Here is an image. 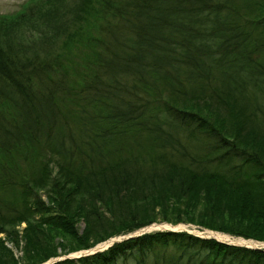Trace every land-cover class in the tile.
I'll return each instance as SVG.
<instances>
[{
	"label": "trees",
	"instance_id": "16d2710c",
	"mask_svg": "<svg viewBox=\"0 0 264 264\" xmlns=\"http://www.w3.org/2000/svg\"><path fill=\"white\" fill-rule=\"evenodd\" d=\"M55 1L56 53L0 45V233L23 239L18 260L0 238V264L161 220L264 240V0H32L0 16V39ZM50 264H264V250L153 230Z\"/></svg>",
	"mask_w": 264,
	"mask_h": 264
},
{
	"label": "rangeland",
	"instance_id": "374dc122",
	"mask_svg": "<svg viewBox=\"0 0 264 264\" xmlns=\"http://www.w3.org/2000/svg\"><path fill=\"white\" fill-rule=\"evenodd\" d=\"M31 1L32 0H0V16H12L16 13H20V11L24 8L25 4ZM55 7H57V1H55L51 5L50 11L45 10L43 14H41L40 16L38 15L35 16V14L32 15L33 18L29 19L24 24H22L20 29H10L7 36L0 39V43H1L0 45L3 47L8 46L10 51H14L16 54L21 55V56L29 55L32 53H38L41 56H45V54H49V53H56L57 48L61 46L60 41L63 38V33H57V9H55ZM38 17L42 19H38ZM47 19H50V20H47ZM64 26L65 27L67 26L66 23H64ZM64 26L61 24L58 30L62 32V29ZM59 37L61 39H59ZM71 46L72 48L69 51L68 62L71 63L74 67L73 66L71 67L70 74H68V77L71 76V78H76L77 74L75 71L77 68L79 70L81 68L80 67L81 54L77 55L76 50H75L77 48L74 47V45H71ZM41 194H42V198L45 200L46 196L44 195V192H41ZM167 223L172 224L168 221L161 220V221L149 223L143 227H140L136 229L135 232L133 231V233L139 234V233L153 231V230H171L170 228H165L161 226V224H167ZM78 224L81 227L83 226L81 222H79ZM24 225H25V222H20L16 226V228L18 229L19 235L21 234ZM206 229L207 228H203L194 223L178 222L176 230H188L199 236L214 237L210 229H207V230ZM212 231H216V230H212ZM216 232L222 234L221 240L223 241L224 239H226L224 240L225 242L231 243L233 240V242L236 243L239 239H242L243 241H246L244 242V244H248L250 246H253V245L259 246L261 244L264 245V243L257 242V241L264 242V240H258L254 238L244 239L242 238V236H236V235H232V234L222 232V231H216ZM117 236H122V235H115V236H112L111 238H116ZM0 238L3 239V243L12 250L13 256L17 258L18 260L21 259L22 252H23L22 251L23 239L19 241L18 246H15L13 241L6 239L4 233H0ZM103 243L104 242L99 243L100 245L99 247L102 248L104 246ZM83 252H84V249L79 250V251L69 252L67 254H60V255L55 256L51 260L53 259L55 260V259H59V258L67 257V256L77 257ZM42 264H45V263H42Z\"/></svg>",
	"mask_w": 264,
	"mask_h": 264
},
{
	"label": "bare ground",
	"instance_id": "6f19581e",
	"mask_svg": "<svg viewBox=\"0 0 264 264\" xmlns=\"http://www.w3.org/2000/svg\"><path fill=\"white\" fill-rule=\"evenodd\" d=\"M161 226H163V227H165V228H172V229H177V225H174V226H171V225H169V224H161ZM212 233V235L215 237V238H217V239H222V234L221 233H218V232H215V231H212L211 232ZM224 240H226V239H224ZM231 242V241H230ZM232 242H233V240H232ZM244 242H246V241H243L242 239H239L236 243H238V244H243ZM234 243V242H233Z\"/></svg>",
	"mask_w": 264,
	"mask_h": 264
},
{
	"label": "water",
	"instance_id": "95a60500",
	"mask_svg": "<svg viewBox=\"0 0 264 264\" xmlns=\"http://www.w3.org/2000/svg\"><path fill=\"white\" fill-rule=\"evenodd\" d=\"M128 236H130V235H128ZM117 240H119V239H112V241H111V243L113 242V241H117ZM98 249V247H93V248H91V249H88L86 252H92V251H95V250H97Z\"/></svg>",
	"mask_w": 264,
	"mask_h": 264
}]
</instances>
